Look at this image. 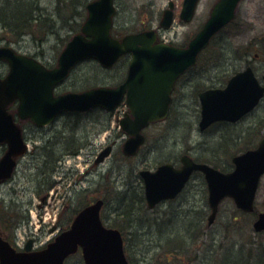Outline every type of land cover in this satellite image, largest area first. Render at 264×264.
Returning <instances> with one entry per match:
<instances>
[{
    "label": "rangeland",
    "instance_id": "obj_1",
    "mask_svg": "<svg viewBox=\"0 0 264 264\" xmlns=\"http://www.w3.org/2000/svg\"><path fill=\"white\" fill-rule=\"evenodd\" d=\"M35 1L40 7L43 18L32 20V22H37L45 29H42L34 41L26 37L21 38L22 41L18 43H10V36L7 38L8 41L3 36L5 34L3 31L7 28H0V34L2 32L0 47L11 46L23 54L35 55L44 63L53 64L62 47L66 45L65 40L73 33H71V27L60 25L58 15L56 16L59 0ZM90 1L92 0H74V5H72L70 0H61L63 4L67 3L75 8L72 16H76V19L81 21L85 20L88 15L86 4ZM153 1L155 3L152 4ZM214 2L215 0H202L194 18L189 23H185L179 17L182 6H176V18L172 27L163 30L162 33L175 44H188L206 22ZM14 4L13 0H8L3 5L0 4V12L3 7H11L9 9L14 16L19 10H15ZM116 6L117 14L114 23L116 28L124 31L125 34L142 29L158 28L166 8L161 0H116ZM26 23H31V21ZM42 23L46 27L41 25ZM66 24L69 25V23ZM128 61L129 58L125 57L112 69H105L94 60L83 62L74 69L60 90L62 92L83 91L92 86L116 84L123 78ZM249 65L254 68L260 78L264 75V0H243L240 3L233 23L215 37L200 62L178 82L169 119L147 129V142L134 158L126 160L123 154L122 145L125 135L116 116H111L110 121L107 119L110 116L101 109H94L88 114H83L84 116H79L81 118L67 115L66 119L70 117L78 134L85 135L87 132L91 136L95 134L94 144L91 147H84L80 156L76 152L75 158H69L64 153L67 163L64 167L65 179L51 190L49 183L54 182V179L49 178L45 185L42 182V174L39 172L41 167L37 165L39 162L30 156L22 157L12 180L0 186V212L12 221V227L8 225L6 230L0 220V229L9 233L6 237L12 236L18 246H23L29 237L40 234L38 245H41L58 234L57 229L59 228L55 224L56 216L58 218L61 210L63 211L60 216L61 227L65 230L69 225V220L72 221L79 210L88 203L97 198L104 199L111 192H122V187L116 183V178L119 176L123 177L124 182H128L130 173L133 186L138 185L139 187L141 185L139 184V171L143 168L154 170L161 162L170 159L171 155L174 156L173 160L176 162L180 161V156L184 151H188L193 157L210 159L215 156L226 164L229 163V158L243 153L242 150L249 144L256 147L264 137V100L257 109L237 123L219 122L203 132L198 126L201 113L199 92L210 87L225 86L232 75ZM0 69L2 75H7L8 63L1 62ZM98 117L104 118L103 123H95ZM20 125L29 143L28 150L32 149L34 142H43L45 134L41 127L26 121L21 122ZM57 127H60L59 124L48 129L47 134H56ZM40 130L43 132L41 133ZM109 139L114 145L112 154L105 161L97 162L95 155ZM61 148H63L62 145ZM1 152L0 148V154ZM229 164L230 169L233 168L232 162ZM88 170L91 171L90 175L87 173ZM102 170L105 176L102 180L97 177L96 183L93 173H99L101 177L103 176ZM35 173H37L36 176ZM75 177L76 186L81 182V187L79 186L81 190L77 193L72 191L75 187L73 185ZM57 179L60 180V178ZM90 179L94 181L91 182ZM70 180L72 185L68 186L67 182ZM204 182L200 175H195L179 198L164 202L156 208L157 217L161 218L160 221L171 222L170 232L172 230L177 232L176 225L179 224L182 232L186 233L185 237L190 239L191 231H196L193 229L196 226L200 229L198 235L203 236L195 244L190 241L193 255L190 254V257H183L172 264H216V259L223 258V261L226 260L225 264H230L233 256H230L228 260L223 254L227 249L229 251L232 244L237 248L244 244H247L245 247H251V243L254 242L264 244V233H256L253 228L257 214L264 212V176L257 193L256 215L244 211L240 213L233 199L229 198L221 203L212 226L208 225L211 210L208 208V191ZM45 196L43 201L42 198ZM115 211L112 204L104 207L103 219H106L108 223H118L121 219L114 215ZM235 218L238 220H234ZM27 219H30V222ZM146 233L150 235L148 243H151L154 240L151 239L152 229L147 230ZM124 236H126L125 239H129L128 234ZM160 241L158 244H166L165 239ZM142 242L141 239L136 246L129 248L132 261L130 263L162 264L163 257L158 262L151 259V252L154 251L152 248L150 250L140 249ZM236 247L232 248L231 255L234 254ZM213 249L215 250L211 253ZM210 255L215 259L213 257L210 259ZM65 264H84L82 254L78 252L70 256ZM262 264H264V257Z\"/></svg>",
    "mask_w": 264,
    "mask_h": 264
},
{
    "label": "water",
    "instance_id": "obj_2",
    "mask_svg": "<svg viewBox=\"0 0 264 264\" xmlns=\"http://www.w3.org/2000/svg\"><path fill=\"white\" fill-rule=\"evenodd\" d=\"M199 0H185L181 18L191 21ZM240 0H220L210 18L187 47L160 42L155 30L129 34L119 40L111 35L114 0H94L87 5L88 18L82 30L74 36L59 56L58 66L48 69L36 58L17 56L13 50L0 47V61L10 70L0 75V142L9 148L0 160V183L11 177L16 157L27 149L22 128L9 106L18 102L17 114L30 118L40 126L53 121L62 111H88L102 107L114 111L126 95L130 114L120 124L129 135L124 143L126 155H136L145 141L143 129L152 122L166 119L172 102V91L178 77L197 63L199 53L213 36L229 23ZM174 19L173 5L166 10L163 27H170ZM126 53L132 54L127 79L117 87H97L85 92L54 95L55 87L63 82L80 61L97 59L112 67ZM264 96V85L252 67L233 75L226 87L211 88L199 94L201 101L200 130L219 121L236 122L252 111ZM111 147L103 153L109 154ZM102 157V156H101ZM235 168L223 172L213 166L182 157V167L171 163L160 165L155 171L142 170L146 198L150 207L160 201L175 198L186 186L195 169L204 173L209 189L211 214L209 225L216 219L221 202L229 197L246 212L255 209L259 184L264 175V137L255 149L233 157ZM103 200L85 207L75 218L71 228L61 233L48 247L40 251L18 252L0 236V264H65L66 258L83 249L86 264H130L124 250L120 230L106 227L100 212ZM256 232L264 231V212L253 223Z\"/></svg>",
    "mask_w": 264,
    "mask_h": 264
},
{
    "label": "trees",
    "instance_id": "obj_3",
    "mask_svg": "<svg viewBox=\"0 0 264 264\" xmlns=\"http://www.w3.org/2000/svg\"><path fill=\"white\" fill-rule=\"evenodd\" d=\"M7 1L8 0H0V4L3 5ZM13 1L15 3L14 4L15 10L17 9L16 7H20L21 9H24L23 13L27 14L26 20H25L26 22L27 21L32 22V20H42L43 14L40 11V7L36 5L35 0H13ZM59 2H60L59 5H61L62 4L61 0H59ZM70 2H73V0H70ZM61 6H64V4H62ZM9 8H7L6 6L5 14H3L4 16H2V13L0 12V28L6 27L8 29L12 27L14 25L13 24L14 21L19 19L20 15L23 14L21 13L19 16L14 17L12 16L11 10ZM57 10H58V7H57ZM66 23L68 22H61L60 25L71 27L70 25H67ZM72 30H75L77 32L78 28L71 27V31ZM11 110L15 112V107H11ZM253 147L255 146L249 144V146L247 148H244L242 151L246 149H251ZM196 159L198 161L210 163L225 171L230 170L229 163L231 162V158H229V163H226V164L221 162L215 156L210 159H204V158H199V157H196ZM139 188L140 189H136L138 190V192H136V190L133 192H130L131 191L130 190V191H127V193L126 191L115 193L117 196V203L119 205V208L116 210L115 215L117 218L121 219L120 220L121 222L119 221L118 223H111V224L108 223L109 226L120 229L122 233H124V235L128 234L129 239L128 240L127 238L125 239L126 253L128 255V258L130 259L131 257L129 248L132 249L133 246H136L141 239L144 242V244L149 242L150 235L146 233V231L150 229H152L151 239H154L151 242L153 244L152 250H154L151 252V259H153V261L157 260L158 262V260H160L161 257H163L162 264H172L174 261H178L183 257H187V256L190 257V254L193 255V252L190 247V241H193V243L195 244V242L199 241L201 237L203 238L202 235H198L199 230H200L199 227L194 226L195 228L193 229H196L197 232L191 231L192 236L190 239L185 236L179 239L174 238L175 235L178 233L176 232V230L175 231L172 230L170 232L171 222L167 223L166 221L159 220L161 218L157 217L158 212L156 208L150 209L147 205V202L144 198V193H143L144 187L140 185ZM130 195H134V197L127 198ZM133 208L135 209L133 210ZM239 211L240 213H243V211L241 210ZM256 213H257V210L255 209V211L251 214L256 215ZM0 220L2 222L3 228H5L6 230L8 228L7 227L8 225L12 227V221L7 219L5 217V214H3L2 212H0ZM234 220H238V219L235 218ZM156 237L158 238L156 239ZM164 239L166 240V244L164 245L162 243L158 244V241L164 240ZM128 241L130 243H128ZM215 243H217V241H215ZM234 246L236 247V245L232 244L229 248V251L227 249L225 251V254H223L224 257H226L227 259L230 258V256H233V258L230 260V264H262L263 257H264V244L263 243L261 244L259 242H254V243H251L250 245L251 247H245L247 246V244L241 245L239 248L236 247L234 254L231 255L232 254L231 251ZM146 249L150 250V248H146ZM158 250L160 252L156 253ZM214 250L215 249H213L211 253H213ZM212 257L213 256L210 255V259H212ZM223 259L221 260L216 259V261L215 260L214 261L216 262V264H225L226 260L223 261Z\"/></svg>",
    "mask_w": 264,
    "mask_h": 264
},
{
    "label": "bare ground",
    "instance_id": "obj_4",
    "mask_svg": "<svg viewBox=\"0 0 264 264\" xmlns=\"http://www.w3.org/2000/svg\"><path fill=\"white\" fill-rule=\"evenodd\" d=\"M73 2H74V0H73ZM73 2H70V3L72 5H74ZM61 5L58 6V12H57L59 21L68 22L71 27H75V28L80 29L82 27V24L79 22V20L76 19V16H74V17L72 16L74 14V12H75V8H73V6H71V5L67 4V3H64V6H61ZM14 8H15V6H14ZM16 8L19 9V10H17V12L14 15V17L19 16L21 13L24 12V9H21L20 7H16ZM5 10H6V7H3L2 10H1L2 16H4L3 14H5ZM26 16H27L26 13L21 14L19 19L14 21V25L12 27L8 28L5 31L2 30L5 33L3 35V36L6 37L5 40L8 41L7 38H8V36H10V39H9L10 43L11 42H17L18 43V42L22 41L21 38H26V37H28V39H31V40L34 41L36 36L40 32H42V29H45V28H42L40 26V24H37V22L36 23L35 22L26 23V21H25L26 20ZM41 25L46 27L44 23H42ZM71 33H73L74 36L77 35L75 30H72ZM127 34H129V33L125 34L124 31H121V30L117 29L115 23L112 22L111 35L113 37H118V38L119 37H123L124 38L125 36H127ZM1 35H2V32H1L0 36ZM29 37H31V38H29ZM3 47H7V48L12 49L14 54L17 55V56L29 55V54H23L20 51H18L17 49H14L11 46H3ZM97 62L105 69H112V67L107 68L104 65H102V63L99 60H97ZM254 72H256V71H254ZM0 75L3 78L5 77L1 73H0ZM62 85H63L62 83L59 84V87H61ZM88 88H91V87H88ZM73 113H80V115H78L77 117L81 118L79 116H81L83 114L84 115L88 114L90 112H87V111H74ZM55 120L57 121L58 117H57V119L55 118L53 121H51L49 124L45 125V126H49L50 125L49 126L50 128H46V130H45L46 132L48 131V129H52L55 126V123H56ZM17 121H18V123L26 121V122H29V123H31L33 125H36L37 127H40V125H38L37 123L32 121L30 118L22 119L19 115L17 116ZM103 121H104L103 117H98V118L95 119V123L96 124H101V123H103ZM73 124L74 123L69 120V123L66 126L59 125L61 127H57V128H61L59 132L57 130V132H58L57 134H52V133L47 134V136H51V140H50L51 142L56 141L55 139H57V137L60 138V141H61V139L63 140V141H61V143L63 145V148H64L65 152L68 154L69 158H75L76 157V152H78L79 156H80V153L84 149L83 143L85 142V137H87L86 134L85 135L78 134L77 131L75 130ZM40 131H41V133L43 132L42 130H40ZM54 135H56V138L54 137ZM24 140H26V139L24 138ZM105 143L106 144L103 147H101L102 150L100 151V153L101 152H105L108 147H113L114 146L112 144L113 141L110 140V139L107 142H105ZM0 144L6 145L7 148H9V146H10L9 143H7V142H0ZM32 149L36 153V155L39 156V157L40 156L45 157L48 153L51 152L50 148H48L46 145H44V144H42L40 142L39 143L38 142H34V144L32 145ZM185 153H186V155H189V156L191 155L188 151H185ZM95 156H96L97 162H103V160L107 159L105 156L100 157V154H96ZM124 156H125L126 160L130 159L127 155H124ZM39 160H40V158H39ZM38 162H39L38 166L40 167L42 162L41 161H38ZM66 164H67L66 161H64L63 167H62L63 171H64V167H65ZM74 166H75V164H74ZM74 166H70V167L74 168ZM39 169H40L39 172L41 173L42 169L41 168H39ZM105 171H108V170H105ZM120 171H122V170H120ZM102 174H103V176L100 177L99 173H97V174L93 173V176H94V179H95L96 183H97V177H99L102 180L103 177L105 176V172H103V170H102ZM197 174L200 175V176L203 175V173L200 170L195 169L193 171L192 175H191V178L194 179L195 175H197ZM130 176L131 175L129 173V178L130 179H127V180H129L128 182H124L123 181V177L119 176V177L116 178V183L118 184L119 187L121 186L122 187L121 190L126 191V193H127V191H130V190H131L130 192H133L136 189H140L139 188L140 186L138 187V185H137V187L133 186V182H132ZM52 177H53V175L49 176V178L53 179ZM49 184H50V188L49 189L50 190L53 189V187L51 186V182ZM67 184L72 185L71 180H70V182L68 181ZM76 184H77V182H76V177H75V179L73 178V185L75 186ZM84 184L86 186V183H84ZM78 186L81 187V182L78 183ZM187 188H188V186H185L182 191L186 190ZM136 192H138V190H136ZM115 193H117V192H115ZM115 193L111 192L104 199L103 198H97L96 199V200H103L102 210L104 209V207L106 208L107 206H109L111 204L113 205V210L114 211L119 208V205L117 203V196H116ZM143 193H144L145 200H147V198H146V189L145 188H143ZM133 197H134V195H130L127 198H133ZM207 203H208V208H210V210H211V206H210V203H209V197L207 199ZM71 223L72 222L69 220V226L71 225ZM176 228L178 230L177 231L178 234H176L174 238L179 239V238H181V237L186 235L185 231L182 232V228H181V226L179 224L176 225ZM144 248H153V244L152 243H146L144 245L143 242L140 243V249H144Z\"/></svg>",
    "mask_w": 264,
    "mask_h": 264
},
{
    "label": "flooded vegetation",
    "instance_id": "obj_5",
    "mask_svg": "<svg viewBox=\"0 0 264 264\" xmlns=\"http://www.w3.org/2000/svg\"><path fill=\"white\" fill-rule=\"evenodd\" d=\"M184 1L185 0H161L162 5H164V6L173 5L175 8H176V6H182L183 3H184ZM216 1L217 0H215L214 4L216 3ZM153 3H155V2L153 1L152 4ZM147 30H149V29H142V30L137 31V32L147 31ZM159 36H160V40H165V38L162 37V33L159 34ZM123 57H129V60H130L131 55L127 54V55H124ZM127 68H128L127 69V73L125 71V74L123 75V78L118 83L111 84L110 86H118V85H120L121 83H123L125 81V79H126V77L128 75L129 64L127 65ZM177 84H178V82L176 83V87H177ZM176 87H175V89L173 91V97L175 96ZM87 89H89V88H87ZM128 112H129V109H128V107L126 105V102H125V99H124L122 101V103L120 104V106L114 112H112V113L106 112L110 116V117H107V119L111 121V116H116L118 119H120V118L124 117ZM69 114H73V115H76V116L80 115V113H73V112L72 113H62V114H60L58 116V120L57 121L55 120L56 121L55 125L56 124H59L61 126H66L69 123V120H70V117L66 119V116L69 115ZM49 126H46V127L42 128L44 130V133L43 134H45V135H44V140L41 143L44 144V145H46L48 148H50L51 149V152L48 153L45 157H43V156H40L39 157V156L36 155V153L33 151V149H31V150H28L27 151V153L25 154V156H30V157L36 159L37 161H41L42 162L41 163V166H40L41 169H42V172H41V174H42V182L46 185V183H48V181H49V176L50 175H53L52 178L54 179V182H51V186L53 185L52 187L55 188L58 183H62L64 181V179H65L64 178L65 172L62 169V165H63L62 164V161L63 160L65 161V156H66L65 154H67V153L65 152L64 148H61V145H62L61 141H63L62 139L60 141V138L57 137V139H55L56 141H54V142H51L50 141L51 140V136H47V132L45 131L46 128H49ZM60 129L61 128H57L56 131L58 130V132H59ZM58 132H56V134ZM86 136L87 137H85V142L83 143V147H91L94 144V142H95V134L93 136H91L87 132L86 133ZM146 136H147V134H146ZM54 137L56 138V135H54ZM62 147H63V145H62ZM0 148H1V151H2L1 154H0V158H1L4 155V153L6 152L7 146L6 145H3V144H0ZM101 150H102V148L100 150H98L99 151L98 154H100V151ZM39 158H40V160H39ZM20 159H21V157L18 159V163H19ZM96 161H97V159H96ZM103 161H105V160H103ZM37 165H39V164H37ZM87 173H88V175H90L91 171L88 170ZM36 174L37 173H35V176H36ZM57 178H60V180L57 179ZM90 181L92 182L94 180L93 179H90ZM67 185L69 186V184H67ZM78 187L79 186H76L75 185V187L72 188V191H74V193L75 192L76 193L79 192L81 190V188L80 187L78 188ZM65 199L66 198H64V200ZM64 203L65 202H63V204ZM62 213H63V211L61 210V212L58 214V218L56 219V224L55 225H56V227L59 228V229H57L58 232L64 231L63 230L64 227H61V221H60V216H62ZM68 227H69V225L67 226V228ZM39 237H40V234H35L34 236H32L33 241H34V245H33V248L32 249H34V250H39V249L45 247L47 245V243H48V242H46L44 244L38 245L37 242L39 240ZM10 241H11L12 245L17 250H19V251L24 250V248L19 247L15 243L16 242L15 239L14 240L12 239Z\"/></svg>",
    "mask_w": 264,
    "mask_h": 264
}]
</instances>
